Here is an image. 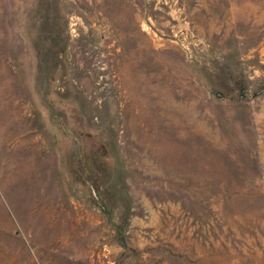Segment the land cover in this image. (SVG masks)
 <instances>
[{
    "label": "rangeland",
    "instance_id": "obj_1",
    "mask_svg": "<svg viewBox=\"0 0 264 264\" xmlns=\"http://www.w3.org/2000/svg\"><path fill=\"white\" fill-rule=\"evenodd\" d=\"M0 264H264V0H0Z\"/></svg>",
    "mask_w": 264,
    "mask_h": 264
}]
</instances>
